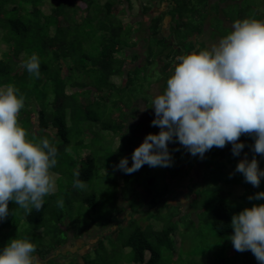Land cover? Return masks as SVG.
<instances>
[{"label": "trees", "instance_id": "16d2710c", "mask_svg": "<svg viewBox=\"0 0 264 264\" xmlns=\"http://www.w3.org/2000/svg\"><path fill=\"white\" fill-rule=\"evenodd\" d=\"M132 1L139 0H0V85L11 84L24 96L19 125L30 140L48 138L58 160L52 169L55 190L40 211L26 215L9 202V215L0 221V248L10 239L26 238L36 246L38 264H99L84 257L106 250L108 241L113 250L118 243L129 249L133 264H259L250 250L236 251L229 239L231 217L264 204V198L249 199L264 191V178L254 187L235 171L242 157L256 158L264 169V156L252 148L254 137H239L244 144L239 155H233L231 144L213 147L218 164L198 175L193 170L199 156L182 146L194 165L183 157L160 167L167 172L162 184L150 171L144 174L153 168L147 164L131 174L115 166L125 157L131 166L134 149L147 134L160 131L151 124L155 117L146 125L138 118V96L147 92L142 83L156 76L154 69L168 79L178 57L210 48L208 43L228 34L234 21L264 20V0L145 1L149 4L125 21ZM49 3L45 14L42 7ZM131 39L147 47V57L131 56L139 60L135 66L124 56ZM33 54L39 79L23 66ZM101 133L117 139L113 148L96 142ZM74 172L86 183L84 190L73 187ZM221 182L242 191L230 199ZM100 183L101 189L92 187ZM177 187L187 190L181 195L189 198L186 205L177 201ZM84 241L80 255L65 250Z\"/></svg>", "mask_w": 264, "mask_h": 264}, {"label": "clouds", "instance_id": "9594fccd", "mask_svg": "<svg viewBox=\"0 0 264 264\" xmlns=\"http://www.w3.org/2000/svg\"><path fill=\"white\" fill-rule=\"evenodd\" d=\"M24 68L40 78V63L33 54ZM113 79V78H112ZM25 98L13 85H0V221L16 203L26 215L40 211L44 198L55 190L52 169L58 163L57 148L48 138L28 139L18 123ZM160 131L149 133L128 158L115 166L125 174L149 167L172 165L168 143L178 141L192 156L203 158L213 147L231 144L239 155L242 134L254 137L253 151L264 156V20H236L232 30L210 48L178 57V63L161 94L152 100ZM247 183L258 187L264 169L256 158L237 163ZM73 187L87 185L73 173ZM264 198V191L249 199ZM60 206L63 201H58ZM229 237L238 252L250 250L264 264V204L244 208L231 217ZM36 246L28 239H10L0 248V264H38Z\"/></svg>", "mask_w": 264, "mask_h": 264}, {"label": "rangeland", "instance_id": "374dc122", "mask_svg": "<svg viewBox=\"0 0 264 264\" xmlns=\"http://www.w3.org/2000/svg\"><path fill=\"white\" fill-rule=\"evenodd\" d=\"M145 1L151 2L152 0H139L138 2H141V3H138L136 1H132L131 11H127L129 16H126L123 19L125 21H132V17L136 16L137 14L140 13L139 12L140 8L142 6H144V5H146V4H149L148 2H145ZM150 6H152V5H150ZM50 7H51L50 3L49 4H45L42 7V11L45 14H47L48 13V9ZM138 19L139 18H136V21H138ZM202 39H204V38H201V40ZM204 40L207 41L206 38ZM130 42H132V43H129V45H130L129 49L130 50L127 51V54L124 55L125 59L128 62L131 60V56H134V55H137L138 59H140L142 57L143 58L147 57V51H146L147 47L143 48L144 46H142V45L139 47V44L134 42L133 39H131ZM143 44L145 45V43H143ZM208 44H209V47L212 46V44H210V43H208ZM147 45H149V44L146 42V46ZM136 49L138 51H136ZM137 62H139V60ZM137 62H134V61L131 60V63H132L133 66L137 65ZM151 69L152 68L147 69V72L148 73L152 72ZM154 71H155V69H154ZM154 71L152 73L156 74V76L154 78H150L147 82L142 83L144 89L147 92L145 94L143 93L140 96H138V101H137L138 102L137 103L138 107H140L139 108V117L138 118L145 125H146L147 122L149 123L155 117L154 109L151 107L153 98L156 95L161 94L163 92L164 88L166 87V79L167 78L165 79V75L163 76V74L159 73L157 68H156V71L155 72ZM112 80L115 83H119V80L116 79V78H113ZM140 83H141V81H140ZM138 84H139V82H134L133 86L137 87ZM148 131H149V129H148ZM107 135H108V133H101L100 140L97 139L96 142H99L105 149H110V148H113L114 144L117 143V139H115V138L112 139L111 137H109V139H108V138H106ZM170 143H173V142H170ZM174 143H176L175 146L171 145V144L170 145L168 144V148H169L168 150H169V152L171 154L172 165L173 166L176 165V162L178 160H181V158L185 157L184 154H183L182 145H180L175 140H174ZM211 155H212V152H211V149H210L209 151H207L204 154L203 158L199 157L198 158L199 163L195 166V170H193V173H195L196 175L201 174V172L203 171L205 166L206 167H210V166L213 167L214 165L218 164L217 163L218 160L217 159H213V157ZM243 159H245V157L241 158V160H243ZM185 160H186V157H185ZM186 162H187V160H186ZM187 163H189L188 166H190L193 162L192 161H188ZM193 165H194V163H193ZM149 171H150L151 174H153V175L155 174L157 176L156 178H157L159 184H162L163 181H165V175L167 176V172L166 171L162 172L164 170H162L160 167L148 168V169H146L144 171V174L148 173ZM226 172H228V174H230L229 173L230 172V168ZM194 178L197 181H202L203 180V179H199L198 177H194ZM184 183L185 184L187 183L186 179H184ZM220 186H221L222 190L225 192L226 196H228V198H230V199L235 198L242 191V188H240L241 186L237 185V184H230V183L221 182ZM92 187L94 189L98 190V189H101L102 185L100 183L99 185H94ZM176 190H177V193L179 194L178 195L179 199H177V201L180 204L183 203L184 205H186L188 203V201H189L188 200L189 198L184 197L185 199H182V196L186 194L187 190H185L184 188L182 189V187H180V188L177 187ZM199 198H200V196H199ZM90 240L94 241L95 239L92 237V239H90ZM85 243H87V241H84V243L77 242L75 246H67V247H65V250L66 251L71 250V251H74V252L78 251V249L81 248L82 245L85 244ZM115 244H117V242H115ZM184 244H185L186 247H189L191 245V241L189 239H185L184 240ZM176 245L178 247V242H177ZM89 248L90 247L87 246L83 251L85 252V250H87ZM104 248L106 250L100 251L99 254H97V255L93 251L91 253H89L90 254L89 256L85 255V257H84L85 261L98 262L99 264H133V263H129V260H128V255H129V252H130L129 249H121L119 243L117 244L116 247H114L115 250H113V249L110 248L109 242L107 241V243L104 244ZM122 250H123V252H122ZM83 251H82V253H83ZM78 252H79V255H80L81 252L80 251H78ZM227 253L229 255L232 254V252L230 250ZM104 261H106V262L103 263Z\"/></svg>", "mask_w": 264, "mask_h": 264}]
</instances>
